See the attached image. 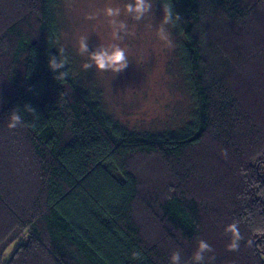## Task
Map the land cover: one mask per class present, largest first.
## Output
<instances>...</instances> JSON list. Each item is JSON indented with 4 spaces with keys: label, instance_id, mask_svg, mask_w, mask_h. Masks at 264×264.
Instances as JSON below:
<instances>
[{
    "label": "trees",
    "instance_id": "16d2710c",
    "mask_svg": "<svg viewBox=\"0 0 264 264\" xmlns=\"http://www.w3.org/2000/svg\"><path fill=\"white\" fill-rule=\"evenodd\" d=\"M61 1L0 0V264H192L201 239L205 264H264V0H155L193 100L163 131L109 114L64 52L55 79Z\"/></svg>",
    "mask_w": 264,
    "mask_h": 264
},
{
    "label": "rangeland",
    "instance_id": "374dc122",
    "mask_svg": "<svg viewBox=\"0 0 264 264\" xmlns=\"http://www.w3.org/2000/svg\"><path fill=\"white\" fill-rule=\"evenodd\" d=\"M129 2L132 0H62L61 50L67 55L75 77L94 88L105 110L122 123L131 128L159 131L185 126L190 121L193 100L176 56L174 28L168 26L174 45L168 47L157 35L164 13L156 1L152 0V11L141 21L123 11ZM108 6L121 8L119 19L128 24L129 35L122 41L113 40L112 27L104 13ZM89 15L96 18L87 19ZM80 36L89 37L90 52L101 45L120 43L127 49L129 66L119 74L101 72L94 66L85 70L82 66L88 62V56L79 52ZM260 171L264 178V172ZM260 245L264 249V243Z\"/></svg>",
    "mask_w": 264,
    "mask_h": 264
},
{
    "label": "clouds",
    "instance_id": "9594fccd",
    "mask_svg": "<svg viewBox=\"0 0 264 264\" xmlns=\"http://www.w3.org/2000/svg\"><path fill=\"white\" fill-rule=\"evenodd\" d=\"M152 0H132L125 5L123 11L132 16L136 21H141L146 15L152 11ZM121 8L108 6L104 9L105 15L109 18V24L112 27V37L114 41H122L125 36L129 35L128 24L120 20ZM163 19L157 30V35L161 41H164L168 47H173L171 40V34L168 30V26L175 27L182 19L178 12H174L173 5L166 3L163 7ZM94 15H89L87 19H95ZM79 52L81 55L88 56V62L83 64L85 70L92 68L93 66L101 72H112L119 74L123 72L129 66V59L127 49L122 47L120 43L114 42L108 45H101L98 50L90 52L89 50V37L80 36L79 38ZM67 58L63 55V50H59V58L56 56L49 57V68L56 73L55 79H63L68 76V71H61L66 69ZM24 111L36 114V110L29 105H25ZM23 117L20 109H13L9 115V129H16L23 125ZM229 231L233 234V242L229 245L231 250L238 248V241L240 240V233L235 224L231 225ZM212 246L201 239L198 242V247L191 257L192 264H205L206 254L212 253ZM140 253L134 252L133 258L138 259ZM214 257H208V260H212ZM170 264H182L181 251H173L170 256Z\"/></svg>",
    "mask_w": 264,
    "mask_h": 264
}]
</instances>
